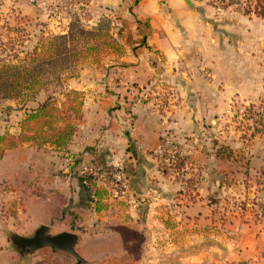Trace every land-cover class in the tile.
<instances>
[{
  "label": "crops",
  "instance_id": "1",
  "mask_svg": "<svg viewBox=\"0 0 264 264\" xmlns=\"http://www.w3.org/2000/svg\"><path fill=\"white\" fill-rule=\"evenodd\" d=\"M62 1L38 0V6L20 9L19 16L34 26L46 21L47 33L64 34L69 19L63 9L58 17L43 19ZM192 4L194 10L182 0H88L83 22L97 28L106 20L123 55L106 59L103 68L86 65L65 81V90L83 96L81 119L66 153L23 144L0 160L2 243L8 240L6 222H21L15 232L24 236L41 225L58 234L44 220L56 218L55 199L53 216L37 215L46 210L37 198L22 201L21 210L29 216L15 208L16 216L2 217L7 195L15 199L18 194L7 187V179L18 181V190L31 183L15 175L11 158L22 151L53 168L52 196L60 193L74 206L88 208L84 234L74 232L79 236L75 250L89 242L101 246L96 248L100 259L87 264H156L161 252L162 264H264V115L256 113L264 101V50L262 42L257 44L264 31L242 15L231 13L237 20H229L230 8L221 17L214 12L218 17L211 21L210 10L201 13ZM43 100L41 94L27 108ZM240 105L253 111L244 120L235 114ZM16 115L13 134L19 133L24 111ZM165 132L178 151L176 172L158 167ZM87 166L120 169L127 184L113 197V185L97 180L110 193L100 212L80 177L82 172L87 176ZM117 230L128 234L113 246L109 240L123 235ZM139 235L148 239L144 253L152 254L150 261L134 259L133 244L125 239ZM4 250L0 264H59L58 257H70L51 251L49 258L39 256L44 249L21 257L9 245ZM14 254L22 260H14Z\"/></svg>",
  "mask_w": 264,
  "mask_h": 264
},
{
  "label": "trees",
  "instance_id": "2",
  "mask_svg": "<svg viewBox=\"0 0 264 264\" xmlns=\"http://www.w3.org/2000/svg\"><path fill=\"white\" fill-rule=\"evenodd\" d=\"M256 17L264 19V0H246ZM236 4L230 0L229 6ZM251 5V6H250ZM112 48L115 55H123V47L113 38L108 28L83 27L79 20L68 25L64 34L39 36L27 52H18L7 58H0V101H17L24 115L19 133L0 134V160L7 151L28 144L37 150L49 148L57 153H66L77 131L81 119L82 93L67 91L64 83L76 76L83 64L102 66L105 50ZM16 53V52H14ZM23 55L22 57L20 55ZM62 98H55V90ZM44 100L35 108H27L40 95ZM88 182V191L95 199V211L106 206L103 200L110 193L97 180L80 174ZM58 203L54 215L60 222L82 224L71 199L55 193ZM83 233V229H77ZM73 231V230H71Z\"/></svg>",
  "mask_w": 264,
  "mask_h": 264
},
{
  "label": "rangeland",
  "instance_id": "3",
  "mask_svg": "<svg viewBox=\"0 0 264 264\" xmlns=\"http://www.w3.org/2000/svg\"><path fill=\"white\" fill-rule=\"evenodd\" d=\"M197 4V9L198 12H203V10H210V18L209 20L213 21L214 19H217L218 15H215L217 12L220 14L219 16L221 17L223 12H225L227 9H231V11H228V19L229 20H237V18H232L231 13H235L238 15H242L245 18L257 21L259 23V26L262 28V31H264V19L256 17V15L253 13L252 7H249L247 5L246 0H235L236 4L228 5L230 0H193ZM88 0H66L65 2L62 1V5H54L51 6L52 10H47L45 12L44 20L49 19L50 16L52 17H58V14L60 13V8L64 10V15L63 17L65 19H69L67 22V25L70 23L74 22V20H79L80 24L86 28L89 27L83 22L84 19V9L85 6L87 5ZM38 0H0V58H7V56H12L13 54H17L18 52H27L31 49V47L36 43L37 39L39 36H45L49 35L50 33L46 32L45 26H46V21H40L37 22L36 26L34 24L29 23V21H24L23 17H20L19 15L21 14L20 9L22 10L27 6H38ZM194 6V5H193ZM251 6V5H250ZM66 8V9H64ZM76 8L75 10H73ZM58 9V10H57ZM195 9V7H194ZM191 9V10H194ZM215 12V13H214ZM234 15V14H233ZM225 16V15H224ZM42 19V20H43ZM219 19V18H218ZM222 20H228L227 18H221ZM102 26V28H108L109 30V24L105 21H103L99 26ZM44 26V27H43ZM55 35V34H53ZM264 37V36H263ZM262 40V41H260ZM259 42H262L263 44L261 45V49L264 50V38L260 39ZM260 46V45H259ZM16 52V53H14ZM107 55H104L103 62L106 61L108 58L116 57L114 51L112 48L105 50ZM21 57L23 56L22 54L20 55ZM104 64V63H103ZM86 65H91L90 63H85L83 64L82 67ZM81 67V68H82ZM96 68H103V65L101 66H95ZM59 89H56L55 92L56 94L54 95L55 98L59 99L62 98L61 95H59L57 92ZM20 103L17 101H0V134L4 133H11L15 129V122L17 119L16 113H19L21 110ZM20 121H18L19 123ZM25 156V157H23ZM25 159V161L22 163H19V159ZM15 166V175H17V178L19 181L22 182H31L30 184H24L19 190L18 186L19 183L17 181L14 182V179L12 181L7 179V187L15 188L13 191H18V194L16 195L17 197L14 199L13 197L7 195V204H9L6 208L5 213L3 214L2 217H7V216H16L17 211L15 208H18L21 212L22 216H29L27 214V210H21L22 206V201L23 199L27 200H39L37 198H41V201H37L38 203L41 202L46 208V210L41 211L40 214L41 216H53V203H54V195L49 193L51 192L52 185L51 180H52V172L53 168L51 166L47 167L46 163L42 161V164L35 159V155L31 154L29 155L28 152H22L19 151L17 153L16 157L11 158ZM34 159L36 161H34ZM46 160V159H45ZM10 162L9 160L7 161V170ZM8 173V172H7ZM84 181V180H83ZM11 182V183H10ZM86 186H88V182L85 180ZM11 191V190H10ZM9 191V192H10ZM42 193L43 195H41ZM39 196H44V197H39ZM68 198V197H67ZM71 202H75L72 201ZM36 203V204H38ZM11 205V206H10ZM15 207L13 208V206ZM75 207V206H74ZM76 211L71 212H76L79 216V218L82 220L83 223V218H88L91 216L89 214L88 208H85V206H80V207H75ZM1 209H4L3 207ZM39 209V208H38ZM52 209V210H51ZM1 210V213L4 212ZM38 212L37 210H35ZM48 212V214H47ZM84 216V217H83ZM29 219V218H28ZM44 220L49 221L51 225H53V229L51 230L53 233H59L61 231H69V232H77L74 230V227H78L77 229H83V225H77V223H73V228L72 226L68 224V221L65 222H60L58 218H45ZM8 221V220H7ZM33 222V221H32ZM21 222H6L3 225L5 226L6 231H11L15 232L17 230L21 229ZM20 225V226H19ZM73 230V231H71ZM122 230H117V233L119 236ZM17 233V232H15ZM79 233V232H77ZM19 234V233H17ZM32 234V232H31ZM30 234V235H31ZM79 234H84L79 233ZM128 232H125L120 238H113L112 240H109L112 242V245L115 246L113 243L115 241H118L119 243H123L122 241H125L123 236L127 235ZM2 238V237H1ZM5 238V237H4ZM3 238V239H4ZM117 239V240H116ZM125 239L127 242H130L133 244V249H134V259L138 260L143 257H147V261L152 260L150 258L152 254L148 255L144 253V249L148 245V239L143 236H125ZM161 240L160 242H162ZM174 241V240H173ZM178 240H175L177 243ZM159 242V244H160ZM105 244L109 243L107 241L104 242ZM2 244V245H1ZM9 245V241H4L3 243L0 241V260L2 259L1 256H7V250L3 251L2 250ZM101 246L100 242H89V243H84L78 247L77 254L85 261V264H87V261H98L100 259V253L96 251V248L99 249ZM11 251V250H10ZM50 250L49 249H44V251H40L38 254L39 256H44V258H49L50 256ZM10 254H13L12 252H9ZM16 254L13 255L14 260H22L19 259L18 257L15 256ZM176 255V254H175ZM180 254L178 253L176 257H174V261H178V258ZM220 256V254H216L215 257ZM163 253L161 252L159 255L158 253L156 254L155 260L156 264H162L163 263ZM56 261L59 264H74V259L71 257H58ZM144 264V263H143ZM145 264H150V262H147Z\"/></svg>",
  "mask_w": 264,
  "mask_h": 264
},
{
  "label": "water",
  "instance_id": "4",
  "mask_svg": "<svg viewBox=\"0 0 264 264\" xmlns=\"http://www.w3.org/2000/svg\"><path fill=\"white\" fill-rule=\"evenodd\" d=\"M185 5L194 9L193 0H182ZM6 237L10 249L21 257L34 255L36 252L49 249L52 253H62L74 259L75 264H85V261L77 254L75 247L79 242V236L71 232L51 234L49 227L41 225L29 236L7 231Z\"/></svg>",
  "mask_w": 264,
  "mask_h": 264
},
{
  "label": "built area",
  "instance_id": "5",
  "mask_svg": "<svg viewBox=\"0 0 264 264\" xmlns=\"http://www.w3.org/2000/svg\"><path fill=\"white\" fill-rule=\"evenodd\" d=\"M62 34V33H60ZM157 99V100H156ZM155 99L157 105L161 106L162 100L158 97ZM250 106L240 105L236 108V116L240 120L246 119L253 111H250ZM256 113L264 115V101L259 104L256 108ZM163 145L158 151L157 163L161 170L168 172H176V163L178 160V151L175 145L170 141L168 133L163 134ZM87 176H90L96 180H108L113 185V197H117L123 194L127 189V184L123 179L122 172L120 169H96L93 166H87L84 168Z\"/></svg>",
  "mask_w": 264,
  "mask_h": 264
}]
</instances>
